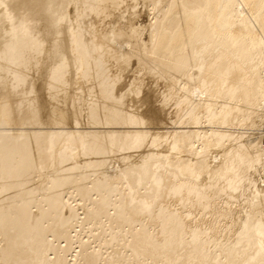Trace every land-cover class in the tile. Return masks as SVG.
Segmentation results:
<instances>
[{
    "label": "bare ground",
    "instance_id": "6f19581e",
    "mask_svg": "<svg viewBox=\"0 0 264 264\" xmlns=\"http://www.w3.org/2000/svg\"><path fill=\"white\" fill-rule=\"evenodd\" d=\"M263 132L264 0H0V264H264Z\"/></svg>",
    "mask_w": 264,
    "mask_h": 264
},
{
    "label": "rangeland",
    "instance_id": "374dc122",
    "mask_svg": "<svg viewBox=\"0 0 264 264\" xmlns=\"http://www.w3.org/2000/svg\"><path fill=\"white\" fill-rule=\"evenodd\" d=\"M234 129H235V130H234ZM234 129H233L234 131H236V129H237L238 131L240 130L238 127H235ZM240 131L243 133V135H242L243 140H245V139H246V140H247V139H248V140L252 139V138L250 137V135H249L250 132H252V128H251V130H250V129H248V130H246V129H245V130L242 129V130H240ZM245 131H246V132H245ZM249 131H250V132H249ZM255 131H256V130H255ZM255 131H254V132H255ZM244 134H248V135H244ZM263 135H264V132H263ZM243 136H244V137H243ZM245 136H246V138H245ZM244 138H245V139H244ZM135 154H136V153H134V154L132 153V155H133L134 157L137 156V155H135ZM121 156H122V155H121ZM110 157H113V158H112V162H113V159H115V158H116V159H119V155H117V156L115 155V157L110 155L109 157H107V158H106V157H105V158L103 157L102 159H106V160L108 159V160L110 161ZM117 157H118V158H117ZM132 159H133V157H131V160H132ZM108 160H107V161H108ZM106 163H107V162H106ZM109 163H110V164H108V165H110V168H109L108 165H107V167L105 166L106 168L104 167V169H105L106 172L112 170V169H111V165H112L111 161H110ZM107 168H108V169H107ZM104 169L101 168V172H104V171H103ZM101 172H100V170H99V172H98L99 175L102 174ZM39 179H41V177H40ZM17 192H18V191H17ZM79 211H80V210H79ZM79 211H78V212H79ZM81 216H82V215H81ZM82 235H83L84 238H85V234L82 233ZM69 258H70V256H69ZM69 258H68V259H69ZM70 259H71V258H70Z\"/></svg>",
    "mask_w": 264,
    "mask_h": 264
},
{
    "label": "built area",
    "instance_id": "2783aa9c",
    "mask_svg": "<svg viewBox=\"0 0 264 264\" xmlns=\"http://www.w3.org/2000/svg\"><path fill=\"white\" fill-rule=\"evenodd\" d=\"M262 144H264V140H262Z\"/></svg>",
    "mask_w": 264,
    "mask_h": 264
}]
</instances>
